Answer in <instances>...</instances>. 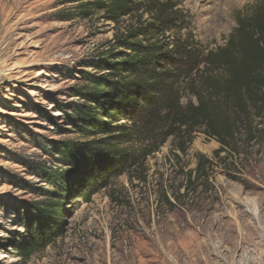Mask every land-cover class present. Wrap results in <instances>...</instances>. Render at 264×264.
Listing matches in <instances>:
<instances>
[{"label": "rangeland", "instance_id": "obj_1", "mask_svg": "<svg viewBox=\"0 0 264 264\" xmlns=\"http://www.w3.org/2000/svg\"><path fill=\"white\" fill-rule=\"evenodd\" d=\"M175 1L194 39L212 50L226 45L236 13L260 0ZM82 3L0 0V264H264V138L219 156L220 144L202 132L184 153L172 136L134 143L133 158L116 156L94 175L61 162L57 147L94 139L69 121L83 101L77 91L85 76L104 73L96 63L133 23L107 21L91 6L84 14ZM147 146L157 150L146 156ZM201 155L208 182L196 180ZM49 169L71 171L61 226L24 258L28 226L54 196Z\"/></svg>", "mask_w": 264, "mask_h": 264}, {"label": "trees", "instance_id": "obj_2", "mask_svg": "<svg viewBox=\"0 0 264 264\" xmlns=\"http://www.w3.org/2000/svg\"><path fill=\"white\" fill-rule=\"evenodd\" d=\"M77 1L85 2L80 7L84 14L91 6L107 21L119 24L129 17L133 23L116 35L117 44L96 63L104 73L85 76L77 91L83 101L74 106L69 121L94 139L57 147L62 163L90 166L94 175L104 173L100 165L116 156L133 158L134 143L161 139L164 144L172 136L184 153L189 139L202 132L220 144L219 156L264 138V0L238 11L237 27L226 45L212 50L194 39L192 23L175 0ZM141 11L149 20L142 21ZM168 33L174 36L170 44ZM116 50L123 52L116 55ZM187 91L194 100L183 103ZM145 149L146 156L157 150ZM209 163L205 156L198 157L197 181L208 182ZM70 172L46 171L54 196L39 207L38 223L28 226L19 249L24 258L47 247L51 233L61 226ZM90 195L83 196L89 200Z\"/></svg>", "mask_w": 264, "mask_h": 264}]
</instances>
